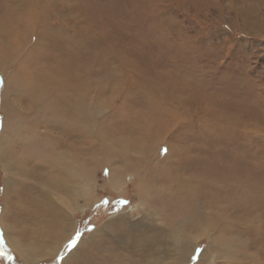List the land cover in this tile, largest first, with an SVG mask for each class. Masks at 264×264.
I'll list each match as a JSON object with an SVG mask.
<instances>
[{
    "label": "rangeland",
    "instance_id": "obj_1",
    "mask_svg": "<svg viewBox=\"0 0 264 264\" xmlns=\"http://www.w3.org/2000/svg\"><path fill=\"white\" fill-rule=\"evenodd\" d=\"M30 1L19 21L0 0V152L17 155L0 161V220L39 199L47 166H19L21 146L62 138L35 121L73 115L77 93L89 181L69 209L48 192L65 237L34 264H264V0ZM0 264H26L1 229Z\"/></svg>",
    "mask_w": 264,
    "mask_h": 264
},
{
    "label": "bare ground",
    "instance_id": "obj_2",
    "mask_svg": "<svg viewBox=\"0 0 264 264\" xmlns=\"http://www.w3.org/2000/svg\"><path fill=\"white\" fill-rule=\"evenodd\" d=\"M13 1H14L13 4L15 3L16 11L18 12V17H19V21H20L21 20L20 12H21V14L26 13V11H28V9L30 8V7L28 8V6H26V4H30L29 2H31V1L29 0L27 3H21V1L18 2V0H13ZM11 5H12V3H11ZM36 5H38V4H36ZM31 7H34V3L31 5ZM27 18H28V15H27ZM29 18L27 19V21L29 20ZM12 23L13 24L16 23L15 18H14ZM17 23L21 24V22H17ZM1 45L2 44H0V46ZM61 45H63V44H61ZM2 49L4 50V52L6 51V49L4 47H1L0 48V56H1V53L3 52ZM7 52H8V50H7ZM3 68L1 70H3ZM11 80L12 81L16 80L15 75H13V77L9 76V81L5 82V86H3V89H2L3 90L2 95H4L5 93L6 94L9 93L8 89L10 86H8V85L11 84L10 83ZM12 93L15 97L16 91L13 90ZM75 93H77V92H75ZM41 94H42V92H41ZM40 97H41V95H40ZM79 97H80V95H79V93H77V98H76L77 102L76 103L78 104V106H79ZM73 98H71V99H73ZM77 104L75 105L74 109L72 108L73 115H70V114L69 115H46V117L40 116V120L35 121L36 125L39 122H43L45 126L50 124L54 129H56V130L59 129L58 131L61 132L62 138H57L58 140H56L55 138H53L56 136V135L54 136V134L52 132L53 130L46 128V130L44 132H42L41 134L36 133L37 135H35V137L37 136L38 138H41V140H43V142L37 141L36 139H31L29 141V145L27 148L26 147L23 148V146H21L22 152L18 150L19 151L18 153L21 152L20 153L21 157L19 156L20 157L19 158L20 159L19 166L22 165V163H24V160L27 162V158H29L30 156L33 157V161H36L37 164H41L44 167L47 166V172L40 173L39 175L32 173L34 175L35 182L38 181L42 184L40 189L36 187L39 190L38 193L40 196H38V198H39L38 200L36 198L34 199V201H29L27 199V200H25V202H28V204L26 203V204H20L19 205V207L22 209V211H18L22 217V221L20 222V224L19 223H16V224L11 223L10 225H5L3 223V221L0 220V223H1L0 229L2 231L4 230V234L6 233L8 245L18 252V254L22 257V259L24 260V262L26 264H34L35 263L34 259L41 258V257H44L45 255L52 254V253L56 252V250H54L53 248H51L48 245V242L50 241V239H51V241L53 238L55 240H58L59 237L64 236L63 235L64 232L62 234L60 233V232H62V231H60L61 230L60 218H62V217L64 218V213L54 204V201L50 197L51 195H49L48 192H50V190L53 188L55 191H61V193L63 192V193H66V195L70 196V197H68L69 199L66 198L65 200H63L65 203V206H67V208L71 207V205L74 203L73 198L75 197V194H78L79 196L81 194L84 196L89 195L88 175H87L86 181H81L82 179H84V177H85L84 172L86 171L84 163L81 164V162H80V161H84L83 160V153L84 152H82V150H81V142H83V141L79 137L75 138V142L77 144L72 143L70 140V136L72 134H74L75 132L79 133L82 131L80 129V126H81L80 123L79 122H78L79 124L77 123V120H80L79 118H80V115H82L81 114L82 111L79 109V107L76 108ZM48 112H49V110H48ZM31 124H34V123H30L28 125L32 129H36L35 128L36 125H31ZM52 127H50V128H52ZM56 130H55V132H56ZM88 131H90V130H88ZM32 132H31V134H32ZM78 133H76V134H78ZM14 138L15 137H13V139ZM7 141L9 142L10 140L8 139ZM15 141H17V140H15ZM117 142H119V141H117ZM25 144H27V143H25ZM59 149H65L67 152L60 153ZM95 149H97L98 155L105 156L109 152V151H107V148H105V145H103V144H101L99 146L97 145V148L95 147ZM111 149L114 150V148H111ZM6 150H7L8 154H6L5 150H3V155H5V156H2L1 155L2 152H0V161L2 162V164H5V166L12 167V165L16 164V161H17V159L13 158V156H17L16 155V149H15V147H7ZM127 151H128V149H127ZM11 158H12V160H10ZM54 159H57L58 161H56ZM73 161H75L76 164H73ZM29 163H31V162H29ZM42 163H45V164H42ZM38 167L39 166L37 165V168ZM70 169H71V173L69 171ZM133 172H134V170H133ZM12 173H14V172H12ZM32 174L29 175V173L27 171H24V173H23V175H27L30 177L32 176ZM89 174H90V172H89ZM14 178H17V177H14ZM6 180L7 181L10 180L9 182H7V188L9 189V187H12L10 184L12 182V177L8 176ZM108 181H109L108 182L109 184L118 186L116 183V180L112 179L110 176L108 177ZM118 184H119V181H118ZM43 185H44V190H43ZM30 187H32V186H30ZM140 192H141V190H140ZM16 198H19V197H16ZM14 200H16V199H14ZM18 210H19V208H18ZM66 217H67V214H66ZM10 218H12V217H10ZM135 224H138V223H135ZM32 226H36L37 228H33ZM173 226H171V228H174ZM133 227L135 228V226H133ZM173 230H175V229H173ZM135 231H137V230H135ZM155 231H153V232H155ZM19 238L23 240V243H22V241H19ZM172 238H173V240H172L171 246L176 247V250L181 255V258H185L187 256L186 248H187V246L190 247L191 245L189 246L188 244H185V242L184 243L181 242V246H179L180 247L179 248L177 243H180V240L177 241L176 237L175 236L173 237V234L169 235L167 238H165L163 240L166 242L167 245H169L171 243ZM152 239L154 240V238H152ZM189 243H191V242H189ZM161 245H162V243H161ZM192 248H193V245H192ZM172 249H174V248H172ZM96 250H97V248H96ZM63 264H66V261H64ZM87 264H89V263H87Z\"/></svg>",
    "mask_w": 264,
    "mask_h": 264
},
{
    "label": "snow or ice",
    "instance_id": "obj_3",
    "mask_svg": "<svg viewBox=\"0 0 264 264\" xmlns=\"http://www.w3.org/2000/svg\"><path fill=\"white\" fill-rule=\"evenodd\" d=\"M165 151H166V149H165Z\"/></svg>",
    "mask_w": 264,
    "mask_h": 264
}]
</instances>
